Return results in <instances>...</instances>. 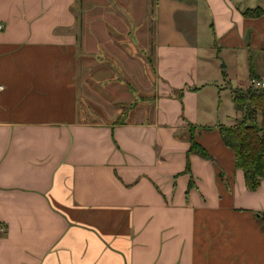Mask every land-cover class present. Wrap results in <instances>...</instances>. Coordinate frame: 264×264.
Returning a JSON list of instances; mask_svg holds the SVG:
<instances>
[{"label": "crops", "instance_id": "0c3cea01", "mask_svg": "<svg viewBox=\"0 0 264 264\" xmlns=\"http://www.w3.org/2000/svg\"><path fill=\"white\" fill-rule=\"evenodd\" d=\"M77 1L0 0V264H264V179L245 188L218 132L264 82V0H152L132 43L155 95L87 120L79 53L148 0H86L81 33Z\"/></svg>", "mask_w": 264, "mask_h": 264}, {"label": "rangeland", "instance_id": "374dc122", "mask_svg": "<svg viewBox=\"0 0 264 264\" xmlns=\"http://www.w3.org/2000/svg\"><path fill=\"white\" fill-rule=\"evenodd\" d=\"M152 3V0H148L146 3L144 17L140 19L139 24H133L131 21L132 25L127 22L124 27L120 25L122 21L111 19V27L120 34L111 35L110 45L105 44L104 46L108 50L79 53L80 76L86 81L85 97L79 103L80 119H90L89 117L93 113L107 115L109 112L114 113L122 108L123 111H125L124 109L130 110L129 108L135 107L138 102L149 101L155 95L152 51L151 47L147 45L150 38L149 36L143 38V42L146 44L143 48L136 47L132 43L135 28L140 27L147 32V35L150 32ZM131 6L134 7L130 4L127 7L128 11ZM86 7V0H78L74 9L79 33H81L82 26L86 27V20H82V13L88 10ZM95 7H98L99 14H102L101 1L97 2ZM103 22L99 20L96 23V28L102 29ZM122 115L120 114L117 119H122Z\"/></svg>", "mask_w": 264, "mask_h": 264}, {"label": "trees", "instance_id": "16d2710c", "mask_svg": "<svg viewBox=\"0 0 264 264\" xmlns=\"http://www.w3.org/2000/svg\"><path fill=\"white\" fill-rule=\"evenodd\" d=\"M259 13L253 11L249 14L256 16ZM231 102L239 117L232 126L219 127V136L223 145L232 151L234 167L241 171L245 188L255 191L264 179V89H234ZM192 130L188 131V155L208 160L207 153L194 142Z\"/></svg>", "mask_w": 264, "mask_h": 264}, {"label": "built area", "instance_id": "2783aa9c", "mask_svg": "<svg viewBox=\"0 0 264 264\" xmlns=\"http://www.w3.org/2000/svg\"><path fill=\"white\" fill-rule=\"evenodd\" d=\"M251 86L257 89H264V82H252Z\"/></svg>", "mask_w": 264, "mask_h": 264}]
</instances>
